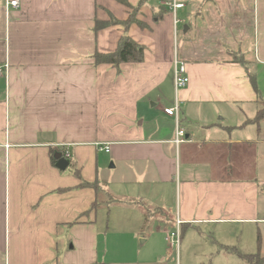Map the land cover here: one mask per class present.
Instances as JSON below:
<instances>
[{
  "label": "crops",
  "instance_id": "1",
  "mask_svg": "<svg viewBox=\"0 0 264 264\" xmlns=\"http://www.w3.org/2000/svg\"><path fill=\"white\" fill-rule=\"evenodd\" d=\"M128 1L143 28L121 24L132 10L115 0H0V264H170L153 239L177 215L264 223V121L249 122L264 101V0H184L176 34L159 1ZM125 36L143 62L96 64ZM176 55L189 76L178 121L164 112L176 94L151 96L167 78L175 92ZM52 151L70 154L65 171Z\"/></svg>",
  "mask_w": 264,
  "mask_h": 264
},
{
  "label": "rangeland",
  "instance_id": "2",
  "mask_svg": "<svg viewBox=\"0 0 264 264\" xmlns=\"http://www.w3.org/2000/svg\"><path fill=\"white\" fill-rule=\"evenodd\" d=\"M190 1L191 0H186L187 3ZM189 11L190 6L185 10L186 14H189ZM181 14L182 12H179V18H181ZM138 15L137 9L130 11L128 18L129 22H131V24L141 22L138 20ZM184 20L186 24L183 26L179 25V30L181 31L188 25L187 16ZM116 22V24H120V22ZM180 35L181 32L179 31V36ZM169 81L170 79L168 80L167 78L166 84L160 87L159 93L157 92L151 95L152 97L160 95L163 98L162 104H169L171 101L175 102L176 93L172 88V83ZM148 110H151V108L148 107ZM153 125H155V123H153ZM248 175L249 174H247V176ZM259 184L261 191L264 192V189H262L264 188V182L260 181ZM263 217L264 212L262 213V218ZM100 229L102 230L100 240L103 249L106 251V248H108V250L112 251L115 245V239L113 237L115 232L111 227L109 228L106 223L103 225L101 223ZM182 230L179 256L176 246L166 240L167 235L165 237L164 235L158 234L154 237V250L160 254V257L165 258V256H167L166 253H168L171 257L170 260H173L175 264H177L176 260L178 257L180 264H249L246 260L239 258L238 255L231 250L235 249L243 255H255L259 253L251 264H264V223L262 222L234 221L212 225L202 224L188 228L182 227ZM172 231L175 230L170 228L169 233ZM136 244L139 245L140 241H136ZM174 263L172 261L170 262V264Z\"/></svg>",
  "mask_w": 264,
  "mask_h": 264
},
{
  "label": "trees",
  "instance_id": "3",
  "mask_svg": "<svg viewBox=\"0 0 264 264\" xmlns=\"http://www.w3.org/2000/svg\"><path fill=\"white\" fill-rule=\"evenodd\" d=\"M115 1L118 2L119 4H121L122 6L127 7L131 10L135 9L134 7H132V5L130 4V2L128 0H115ZM116 23L117 22L113 19L107 23L99 22L98 24H96V29H98V28L102 29L104 27L111 26V25H114ZM135 23H137V25H139L142 28L144 26L141 22H135ZM121 24H123L124 26L126 25V27H128V26H130L131 22H129V20H127ZM144 54H145L144 46L136 43L130 37L125 36L124 38L121 39L118 48L114 52H112L110 54L96 53L94 55V59H95L96 64H106V65H111L113 67H119L121 64L143 62ZM263 121H264V101H260L259 102V109L256 113V117L249 122H251V123L255 124L257 127H259L261 122H263ZM51 154H52V164L54 166H56L57 162H56V160L53 159L54 152L52 151ZM69 161L71 163L70 159H69ZM77 175L80 176L79 171L77 172ZM81 186H85V187L92 186L93 188H95V190L97 189V186L94 184L83 183ZM262 189H264V188H262ZM142 209L145 211V213L147 212L145 210L144 206H142ZM175 224H176V222H175ZM182 233H183V231H182V226H181V239H182ZM258 241H259V239H258ZM231 250L236 255H238L239 258L246 260L249 264L253 263L252 261L259 254L258 253L255 255H243L235 249H231Z\"/></svg>",
  "mask_w": 264,
  "mask_h": 264
},
{
  "label": "built area",
  "instance_id": "4",
  "mask_svg": "<svg viewBox=\"0 0 264 264\" xmlns=\"http://www.w3.org/2000/svg\"><path fill=\"white\" fill-rule=\"evenodd\" d=\"M159 1L160 6L168 9L171 14H173V21H174V28H175V34L177 33V27L179 24H181V21L177 18V12L180 9L185 8L186 4L184 0H156ZM7 6L10 8L17 9L19 7V0H8ZM6 66L0 65V75L4 73V70H6ZM173 75H174V86H175V93H176V105L173 108L165 109L164 112L172 117H175L178 121V113H179V105H178V93L181 90H184L189 85V76L187 74V68L184 62L180 61L176 55V58L174 59L173 64ZM185 138V134L182 131L177 132V138L175 143L180 144L183 142V139ZM100 151L109 153L110 147L109 145H104L99 148ZM64 157L69 160L70 154L68 152L63 153ZM182 221L179 219V216L177 215L176 224H175V231H172L171 233H167L166 240L170 242L172 245H175L177 248V253L179 256V246L181 243V226ZM179 258V257H178Z\"/></svg>",
  "mask_w": 264,
  "mask_h": 264
},
{
  "label": "water",
  "instance_id": "5",
  "mask_svg": "<svg viewBox=\"0 0 264 264\" xmlns=\"http://www.w3.org/2000/svg\"><path fill=\"white\" fill-rule=\"evenodd\" d=\"M53 159L56 160V168L60 171H65L70 166V161L64 157L62 152L55 151Z\"/></svg>",
  "mask_w": 264,
  "mask_h": 264
}]
</instances>
